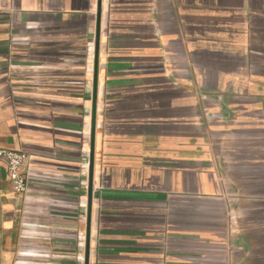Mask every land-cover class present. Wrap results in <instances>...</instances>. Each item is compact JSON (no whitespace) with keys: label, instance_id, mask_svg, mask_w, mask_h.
<instances>
[{"label":"crops","instance_id":"crops-1","mask_svg":"<svg viewBox=\"0 0 264 264\" xmlns=\"http://www.w3.org/2000/svg\"><path fill=\"white\" fill-rule=\"evenodd\" d=\"M98 0H0V264H83ZM89 264H264V0H100Z\"/></svg>","mask_w":264,"mask_h":264},{"label":"water","instance_id":"water-1","mask_svg":"<svg viewBox=\"0 0 264 264\" xmlns=\"http://www.w3.org/2000/svg\"><path fill=\"white\" fill-rule=\"evenodd\" d=\"M99 22H100V0H98V3H97L95 42H94L92 110H91L88 174H87V202H86V220H85V240H84L83 264H89L92 178H93V159H94V132H95L96 90H97V71H98Z\"/></svg>","mask_w":264,"mask_h":264},{"label":"built area","instance_id":"built-area-1","mask_svg":"<svg viewBox=\"0 0 264 264\" xmlns=\"http://www.w3.org/2000/svg\"><path fill=\"white\" fill-rule=\"evenodd\" d=\"M30 158L27 152L12 150L0 144V162H5L10 187L15 194H23L28 190V179L22 168Z\"/></svg>","mask_w":264,"mask_h":264}]
</instances>
